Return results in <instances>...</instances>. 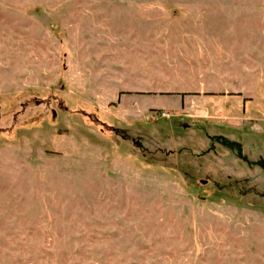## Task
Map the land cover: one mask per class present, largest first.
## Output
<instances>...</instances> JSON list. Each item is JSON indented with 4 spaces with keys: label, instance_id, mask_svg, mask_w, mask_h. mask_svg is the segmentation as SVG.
I'll return each instance as SVG.
<instances>
[{
    "label": "rangeland",
    "instance_id": "1",
    "mask_svg": "<svg viewBox=\"0 0 264 264\" xmlns=\"http://www.w3.org/2000/svg\"><path fill=\"white\" fill-rule=\"evenodd\" d=\"M263 166L264 0H0V264H264Z\"/></svg>",
    "mask_w": 264,
    "mask_h": 264
},
{
    "label": "trees",
    "instance_id": "2",
    "mask_svg": "<svg viewBox=\"0 0 264 264\" xmlns=\"http://www.w3.org/2000/svg\"><path fill=\"white\" fill-rule=\"evenodd\" d=\"M159 120L160 119H158L153 124H151L152 126L148 129L142 130V128H140V126H136L137 130H135V128H131L130 134H132V135L123 136V138L128 139L131 142L133 141L132 144L134 146H136V148H139L140 155H144L146 158H148L149 157L148 142H149V140H151L149 137H153V138L155 137L152 135V133L160 134L161 132H164L166 134H172L171 133L172 129L174 130L173 132H177L178 134H187V133H189V131H193V132H194V130L196 131V129L192 128L191 124H189V123L184 124V125H179L174 121L172 122V118H169L164 123H157ZM198 131L200 133H203V134L207 133L203 127L201 129H198ZM154 141H155V139H154ZM205 180H207V178Z\"/></svg>",
    "mask_w": 264,
    "mask_h": 264
}]
</instances>
